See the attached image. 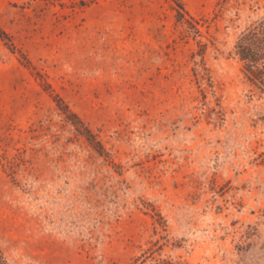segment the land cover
Segmentation results:
<instances>
[{
    "label": "rangeland",
    "instance_id": "374dc122",
    "mask_svg": "<svg viewBox=\"0 0 264 264\" xmlns=\"http://www.w3.org/2000/svg\"><path fill=\"white\" fill-rule=\"evenodd\" d=\"M263 17L264 0H0V264H129L151 241L264 264V88L235 54Z\"/></svg>",
    "mask_w": 264,
    "mask_h": 264
},
{
    "label": "trees",
    "instance_id": "16d2710c",
    "mask_svg": "<svg viewBox=\"0 0 264 264\" xmlns=\"http://www.w3.org/2000/svg\"><path fill=\"white\" fill-rule=\"evenodd\" d=\"M179 20H183L182 13H179ZM198 24L196 22L195 25H191L195 33L199 32ZM0 34H2L1 31ZM235 54L240 60L247 62L250 81L256 86L264 88V17L252 23L241 33L235 44ZM262 64L263 68L260 67ZM63 112L68 116V109ZM87 132L89 135V131ZM87 134L84 135L88 139ZM149 244L150 246L143 250L139 256L134 257L129 264H192L181 259L162 258L159 252L162 251L163 245H160L158 241H151Z\"/></svg>",
    "mask_w": 264,
    "mask_h": 264
}]
</instances>
